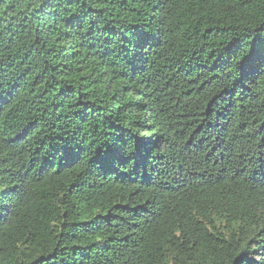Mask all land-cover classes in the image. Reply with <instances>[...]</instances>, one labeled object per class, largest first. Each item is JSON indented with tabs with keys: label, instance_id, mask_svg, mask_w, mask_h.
Wrapping results in <instances>:
<instances>
[{
	"label": "trees",
	"instance_id": "1",
	"mask_svg": "<svg viewBox=\"0 0 264 264\" xmlns=\"http://www.w3.org/2000/svg\"><path fill=\"white\" fill-rule=\"evenodd\" d=\"M0 264H264V0H0Z\"/></svg>",
	"mask_w": 264,
	"mask_h": 264
}]
</instances>
